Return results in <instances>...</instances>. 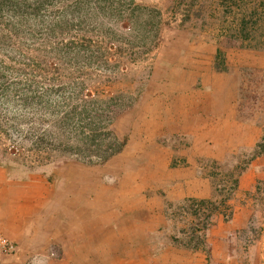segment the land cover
I'll list each match as a JSON object with an SVG mask.
<instances>
[{
	"label": "crops",
	"instance_id": "obj_1",
	"mask_svg": "<svg viewBox=\"0 0 264 264\" xmlns=\"http://www.w3.org/2000/svg\"><path fill=\"white\" fill-rule=\"evenodd\" d=\"M201 42L155 73L166 86L108 161L0 164V231L19 247L2 264H264V50Z\"/></svg>",
	"mask_w": 264,
	"mask_h": 264
},
{
	"label": "rangeland",
	"instance_id": "obj_2",
	"mask_svg": "<svg viewBox=\"0 0 264 264\" xmlns=\"http://www.w3.org/2000/svg\"><path fill=\"white\" fill-rule=\"evenodd\" d=\"M123 1L142 8L139 24L113 11ZM201 1L190 12L194 0H0V164L22 176L95 163L107 105L116 108L112 130L124 136L138 106L166 86L155 73L189 50L195 59V40L218 43L229 58L240 48L264 50V0ZM241 3L250 36L240 41ZM197 211L192 206L184 215L190 230L200 225ZM177 212L172 216L182 220Z\"/></svg>",
	"mask_w": 264,
	"mask_h": 264
},
{
	"label": "trees",
	"instance_id": "obj_3",
	"mask_svg": "<svg viewBox=\"0 0 264 264\" xmlns=\"http://www.w3.org/2000/svg\"><path fill=\"white\" fill-rule=\"evenodd\" d=\"M196 4L202 5L203 2L201 0L200 1L194 0L192 5L191 4L187 5L188 6L187 10L190 12H196L195 11ZM239 7L241 8V10L239 12H237L238 15L240 16V23H239V28L237 29V32H238L237 36H239V38H240V36L242 37L239 39L241 41V40H245V38L246 39L249 38L250 31L247 32L248 26H247V22L245 21L247 16H248L247 15L248 9L242 3L239 5ZM113 8H114L113 11H116L115 12L116 14L121 13V14H125L126 16H128L129 19L127 21L131 22L132 25H135L138 22L137 15H135V13L138 15L142 13V8H140L134 2L123 1L122 3L120 2V5L118 6V8L117 7H113ZM198 8L200 10H203L204 7L200 6ZM223 8H224V11L226 13L227 12L226 10L229 9L230 6L224 5ZM150 12L153 14L152 16H154V15L156 16V14H158V15L160 14V11L158 9H155V8H153V9L149 8V13ZM147 13H148V11H147ZM252 15L257 16L258 12L253 11ZM137 24H139V22ZM115 98L118 99V97H115ZM107 106H108V108L104 109V114H105L106 118L103 119V117H102V130L104 129L105 133L102 132V142L97 144V146H96L97 147L96 154H98L100 159L98 161H96L95 163H93L92 161L91 162L88 161V162H86L87 164H98V163H104V162L108 161L113 156L118 154L124 148V146L127 142V136L126 135L122 136V137L118 136L112 130L111 123L113 122L114 113H115L116 108L110 109L109 107H111V106L110 105H107ZM115 106H118L117 102L115 103ZM117 108H120V107H117ZM93 128L96 129V127H94V125L90 127V129H93ZM93 140H95V138ZM93 140H92V144L94 145ZM92 156H93V153L90 152L89 158L91 159Z\"/></svg>",
	"mask_w": 264,
	"mask_h": 264
},
{
	"label": "built area",
	"instance_id": "obj_4",
	"mask_svg": "<svg viewBox=\"0 0 264 264\" xmlns=\"http://www.w3.org/2000/svg\"><path fill=\"white\" fill-rule=\"evenodd\" d=\"M18 246L0 231V250L4 254H13L18 251Z\"/></svg>",
	"mask_w": 264,
	"mask_h": 264
}]
</instances>
